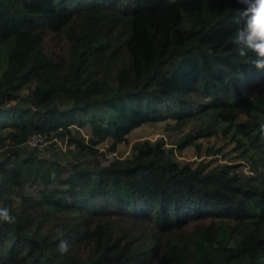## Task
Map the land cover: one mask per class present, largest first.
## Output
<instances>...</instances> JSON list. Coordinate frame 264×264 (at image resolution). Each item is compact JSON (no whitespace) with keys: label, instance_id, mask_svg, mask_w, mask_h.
I'll return each instance as SVG.
<instances>
[{"label":"trees","instance_id":"1","mask_svg":"<svg viewBox=\"0 0 264 264\" xmlns=\"http://www.w3.org/2000/svg\"><path fill=\"white\" fill-rule=\"evenodd\" d=\"M242 9L0 0V264H264V72L232 43ZM157 125L180 135L132 140Z\"/></svg>","mask_w":264,"mask_h":264},{"label":"clouds","instance_id":"2","mask_svg":"<svg viewBox=\"0 0 264 264\" xmlns=\"http://www.w3.org/2000/svg\"><path fill=\"white\" fill-rule=\"evenodd\" d=\"M243 6L240 13L243 24L236 30L232 43L240 57H247L249 53L251 67L257 72H264V0H237ZM264 132V124L260 126ZM0 221L4 223L15 222V217L10 214L7 207H0ZM67 240H61L57 250L61 256L69 251Z\"/></svg>","mask_w":264,"mask_h":264},{"label":"rangeland","instance_id":"3","mask_svg":"<svg viewBox=\"0 0 264 264\" xmlns=\"http://www.w3.org/2000/svg\"><path fill=\"white\" fill-rule=\"evenodd\" d=\"M164 130H165V132H164ZM74 132L76 134H78V135L81 133V135H83L86 138V140L89 139L88 129L80 130L79 132L78 131L77 132L74 131ZM178 135H180V133H176L174 135L173 134L171 135L168 131H166L164 126L157 125L156 128H154V129H151L149 127H144L143 129L138 130L137 132L134 133V135L132 137V140H136V139L155 140V139H158L160 137H164V139H166V141L169 142V140L171 139L170 137H177ZM109 146H110V142L106 141V143L101 146V149L104 150V149L108 148ZM42 149H45V148L43 147ZM45 151L51 152L52 150L46 149ZM130 152H131L130 145L125 146V145L120 144L118 146L117 154H120L121 156L126 157V156H128L130 154ZM234 155H235V152H231V156H234ZM176 157L178 159H194V158L197 157V155L195 154V151L193 149H190L189 151L185 150V151H183L181 153H177ZM205 160L209 161L211 166L221 162V158H219V157L218 158H214L211 155L210 156L209 155L205 156ZM95 162L98 163L101 166L106 164V161L102 157H97L96 160L93 159L91 161V163H95ZM219 164H221V163H219Z\"/></svg>","mask_w":264,"mask_h":264},{"label":"built area","instance_id":"4","mask_svg":"<svg viewBox=\"0 0 264 264\" xmlns=\"http://www.w3.org/2000/svg\"><path fill=\"white\" fill-rule=\"evenodd\" d=\"M47 142L46 136L43 134H33L29 139L27 140V144L30 147H41L45 145Z\"/></svg>","mask_w":264,"mask_h":264}]
</instances>
